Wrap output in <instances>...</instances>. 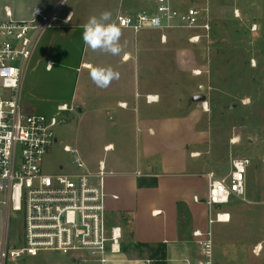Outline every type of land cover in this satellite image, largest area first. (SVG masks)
Wrapping results in <instances>:
<instances>
[{"label": "rangeland", "instance_id": "obj_1", "mask_svg": "<svg viewBox=\"0 0 264 264\" xmlns=\"http://www.w3.org/2000/svg\"><path fill=\"white\" fill-rule=\"evenodd\" d=\"M149 1L69 0L65 9L74 11L70 24L58 23L40 36L30 64L22 69V107L45 115L60 114L57 105L67 104L72 109L62 115L66 122L56 128L58 142L44 157L43 170L55 174L59 165L65 171L73 169L71 154L63 151L64 145L76 148L93 170L101 159L110 166L131 164L136 126L124 124L120 109L98 110V106H114L119 101L145 106V96L156 94L159 102L150 106L158 114L181 116L191 109L202 110V125L211 132L210 150L216 155L227 153L232 159L252 161V181L261 192L254 198L263 204L264 0H209L212 28L197 44L189 42L190 31L180 28L167 30L166 42L161 41L159 31L122 30V52L115 56L94 52L83 43V24L89 16L110 11L113 20L119 11H140ZM5 3L24 10L39 1L0 0V7ZM48 60L53 62L50 69H46ZM94 66H110L120 78L107 88H99L89 76ZM194 95H205L207 100L193 101ZM108 143L115 149L104 151ZM108 225H115L114 221L108 219ZM3 227L0 208V241ZM24 234L22 213L12 212L7 226L9 248L23 247ZM260 251L254 255L249 250L233 260L235 264H264V242ZM163 256L159 246L123 241L118 256L122 263L116 264H163ZM64 259L61 254L42 251L5 264H55Z\"/></svg>", "mask_w": 264, "mask_h": 264}, {"label": "built area", "instance_id": "obj_2", "mask_svg": "<svg viewBox=\"0 0 264 264\" xmlns=\"http://www.w3.org/2000/svg\"><path fill=\"white\" fill-rule=\"evenodd\" d=\"M68 1L60 0L48 11L36 8L28 19H15L9 8L0 16V208L4 216L0 264L15 263L42 251L64 256L55 264L122 263L118 258L122 253V228L108 226L106 220L104 160L92 170L76 148L64 145L63 151L71 154L73 169L65 171L59 165L57 173L49 174L42 168L44 157L58 142L57 126L66 122L62 115L72 109L64 104L57 108L60 114L45 115L29 113L22 107V69L27 67L36 41L44 32L58 23L70 24L74 11L65 9ZM210 13L209 0H150L140 11H119L113 21L121 30L134 33L159 31L163 42L167 30H188L189 42L197 44L211 31ZM235 15L240 16L238 11ZM51 67L48 62L47 68ZM145 101L158 103L159 96L146 95ZM250 164L249 158H234L226 177L207 174V204L223 205L231 197L244 198ZM12 212L22 213L25 231L24 246L15 249L9 248L7 238ZM229 220V214L221 212L210 223ZM193 235L199 249L196 264H215L211 232L196 230Z\"/></svg>", "mask_w": 264, "mask_h": 264}, {"label": "crops", "instance_id": "obj_3", "mask_svg": "<svg viewBox=\"0 0 264 264\" xmlns=\"http://www.w3.org/2000/svg\"><path fill=\"white\" fill-rule=\"evenodd\" d=\"M38 1L24 10L5 3L0 7V16L9 8L15 19H28L36 8L48 11L60 0ZM119 102L114 106H98V110L120 109L124 124L136 126V147L131 164L110 166L105 163L107 224L109 219L120 226L123 241L127 243L159 246L165 254L163 264H196L199 258L193 235L196 230L211 232L217 250L215 264H235L234 257L249 250L254 255L260 254L264 242V203L254 198L261 192L252 181L251 168L255 169L252 161L245 176L247 198L246 195L242 199L231 197L227 204L210 206L206 202L207 174L226 177L231 170L232 157L227 153L216 155L210 150L212 135L202 125V110L195 108L181 116H168L156 113L152 104L128 106L127 102ZM109 145L111 150L115 149L108 143L104 151ZM259 168L257 165L256 169ZM145 178L155 179L156 184L141 185ZM221 212L229 214V222L210 223V219Z\"/></svg>", "mask_w": 264, "mask_h": 264}, {"label": "clouds", "instance_id": "obj_4", "mask_svg": "<svg viewBox=\"0 0 264 264\" xmlns=\"http://www.w3.org/2000/svg\"><path fill=\"white\" fill-rule=\"evenodd\" d=\"M122 30L112 20L110 11H103L99 15H91L83 24L81 33L83 43L92 51L110 55H119L122 52L120 38ZM51 65V64H49ZM90 79L99 88H107L114 80L120 78V73L112 67L94 66L89 72Z\"/></svg>", "mask_w": 264, "mask_h": 264}, {"label": "trees", "instance_id": "obj_5", "mask_svg": "<svg viewBox=\"0 0 264 264\" xmlns=\"http://www.w3.org/2000/svg\"><path fill=\"white\" fill-rule=\"evenodd\" d=\"M141 185H148V186H154L156 184L155 179L151 178V180L148 179H143L141 180ZM137 245H142V244H137ZM142 246H145L144 244Z\"/></svg>", "mask_w": 264, "mask_h": 264}, {"label": "water", "instance_id": "obj_6", "mask_svg": "<svg viewBox=\"0 0 264 264\" xmlns=\"http://www.w3.org/2000/svg\"><path fill=\"white\" fill-rule=\"evenodd\" d=\"M203 87H201L202 89ZM207 100V97L205 95H194L193 96V101L196 102H205Z\"/></svg>", "mask_w": 264, "mask_h": 264}, {"label": "bare ground", "instance_id": "obj_7", "mask_svg": "<svg viewBox=\"0 0 264 264\" xmlns=\"http://www.w3.org/2000/svg\"><path fill=\"white\" fill-rule=\"evenodd\" d=\"M110 148H112V147H110ZM257 249V248H256ZM256 252H257V250H256Z\"/></svg>", "mask_w": 264, "mask_h": 264}]
</instances>
